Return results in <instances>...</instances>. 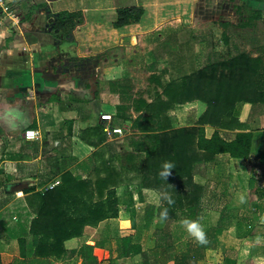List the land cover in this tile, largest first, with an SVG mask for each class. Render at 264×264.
<instances>
[{"label":"crops","instance_id":"obj_1","mask_svg":"<svg viewBox=\"0 0 264 264\" xmlns=\"http://www.w3.org/2000/svg\"><path fill=\"white\" fill-rule=\"evenodd\" d=\"M7 1L16 20L11 22L0 13V104H22L30 123L15 132L0 129V196L10 198L15 194L16 198H23L4 202L0 205V213L14 201L18 202L25 214L23 226L26 228L33 212L25 204L24 197L52 190L59 185L64 172L77 174L74 173L77 164L92 154H97L92 161L96 171L90 172L89 178H108L111 175L108 167L109 172L116 167L121 169V183L115 189L116 217L103 219L94 226H84L80 236L62 242L63 253L59 257L20 258L19 225L13 231L2 228L0 264H82L79 251L84 245L90 248L95 264H174L182 254L192 256L196 242L176 219L184 207L178 209L166 202L158 204L154 196L155 192L166 191L174 197L176 193L170 188L141 185L139 168L144 155L133 152L129 144L124 143L128 137L138 139L140 132L131 128V121L142 114L134 112L128 100L122 101L108 84H125L124 94L131 101L142 99L150 103L152 90L132 89V75L126 74L124 67L135 64V54L120 62L114 61L116 58L111 55L129 48L137 51L146 45L152 57L151 50L164 37L163 30L180 27L175 32L176 46L170 51L174 52L178 47V33L192 28L193 21L204 22L224 16L223 0ZM243 1L242 8L258 10L261 16L264 0ZM130 7L142 9L139 21L113 29L115 10ZM61 12H80L81 20L73 28L53 29L52 24ZM255 28L251 30L258 35ZM252 41V54L248 55L251 58L259 56L264 66V48L255 38ZM160 61L163 59L155 63L156 71L164 68L158 67ZM152 62L153 59L145 66ZM127 102L129 108L124 114L129 118L115 120L116 106L123 103L127 106ZM203 111L204 105L199 102L177 106L168 112L171 126H194ZM106 114L110 115V120L99 121V116ZM235 115L243 127L218 130L220 137L230 140L237 132H249L251 140L258 143L250 142L246 160L218 155L215 161L202 163L195 169L192 183L201 191L198 220L205 231L215 228L218 221L221 223L215 244L205 248L195 264H227L228 259L242 264L243 253V261L264 264V257L254 254V248L259 247L256 240L264 238V183L258 185L259 181L264 182V168L259 161L264 153V136H261L264 104L238 105ZM104 127H118L121 134L107 137ZM26 130L36 131L37 139L24 140L22 134ZM213 130L203 126L204 136L208 138ZM101 137L103 139L95 145L85 142L96 143ZM124 154L135 157L136 171H131L121 158ZM121 166L127 170L123 171ZM256 171L258 178L254 176ZM21 184L24 186L19 191H12L14 185ZM27 188L32 190L23 194L22 190ZM239 194L245 195L246 202L230 205V199L239 198ZM165 207L169 218L161 222L159 214ZM253 211L256 214L252 218ZM209 213L216 215L213 222ZM11 220L18 222L14 212ZM163 227L168 230L164 235L159 232ZM129 235L130 239L122 244L120 239ZM216 249L222 251L221 260L208 262L207 252ZM122 250L128 252L127 255L121 254ZM227 252L233 255L225 254Z\"/></svg>","mask_w":264,"mask_h":264},{"label":"trees","instance_id":"obj_2","mask_svg":"<svg viewBox=\"0 0 264 264\" xmlns=\"http://www.w3.org/2000/svg\"><path fill=\"white\" fill-rule=\"evenodd\" d=\"M240 13L239 9V21L236 26L240 29L255 28L256 22L261 18L257 11L247 10L246 15L242 17ZM115 14L111 27L118 29L137 23L143 11L140 7L118 8ZM80 20V12H61L52 28H73ZM227 26L228 23L220 24L221 41L224 44L228 41L224 32ZM173 37L164 36L161 41L155 43L151 50L153 62L145 67V71L149 73L147 82L152 85L150 103L142 99L131 101L124 94L127 87L123 83L114 82L108 86H111L114 93L119 94L122 101L126 98L134 112L142 114L131 121V128L140 132L138 139L128 137L124 140L133 152L144 155L139 168L140 184L154 188L163 187L165 190L170 188L175 192V197L172 196L175 203L172 206L178 209L184 207V211L176 215V219L181 222L184 219L197 220L199 216L197 204L201 191L200 187L192 183V175L200 164L211 163L218 155L241 160L248 157L251 142L249 132H237L232 139L225 140L220 137L218 130H240L243 127L235 115L238 105L264 104V66L259 56L251 58L247 53L236 50L233 55L216 59L215 51L210 49L205 54L199 52L194 55L193 59L204 57V62L194 70L176 78L164 79L165 75L170 74L169 70L165 67L156 71L155 63L170 53L168 49L165 50V43ZM172 43L176 44V39ZM158 44L161 49L157 48ZM191 102L204 105V111L194 126L173 128L168 112ZM129 103L127 106L124 103L116 106L115 120L125 121L129 118L124 114L129 108ZM203 126L214 128L208 138L204 136ZM261 136H264V128ZM102 139L98 138L96 143L85 142L95 145ZM96 155L92 154L79 162L74 172L77 174L64 172L60 176L59 185L52 190L24 197L25 204L32 209L33 218L26 228L22 225L18 227L17 245L20 258L59 257L63 253L62 242L80 236L84 226H94L103 219L116 217L118 200L115 189L121 183V169L112 167L109 172L108 167V173H111L108 178L90 179V172L96 171L92 162ZM121 158L127 162L131 171L137 170L135 157L124 154ZM165 161L174 163L175 168L164 181L158 173ZM259 161L260 166L264 168V153L259 156ZM102 168L105 170L103 166ZM121 168L123 171L127 170L124 166ZM30 190L32 189H24L22 193L27 194ZM255 214L253 211L251 217ZM218 222L215 228L205 231L209 241L207 245L196 243L192 256L182 254L174 264H186L188 261L195 264L205 248L213 247L221 228V223ZM159 232L164 235L168 230L163 227ZM130 236L122 237L121 243H126ZM122 251L121 254L127 255L128 252ZM79 254L82 264H95L89 247L81 246ZM227 264H234V261L228 259Z\"/></svg>","mask_w":264,"mask_h":264},{"label":"rangeland","instance_id":"obj_3","mask_svg":"<svg viewBox=\"0 0 264 264\" xmlns=\"http://www.w3.org/2000/svg\"><path fill=\"white\" fill-rule=\"evenodd\" d=\"M63 1H64L63 3H67L69 0H63ZM70 1H75V0H70ZM239 3H242V5L239 6ZM243 5H245L243 0H223L222 9L225 14L222 18L211 19L204 22H199V20L193 21L192 28H188L189 30L186 32L180 31L177 35V46H178L177 49L174 50V52H170L167 55H165L163 57V61L158 62L159 68L166 67L167 70H169L170 74L165 75L164 79L176 78L178 76H181L183 74H186L194 70L198 65H201L202 62H204L203 61L204 57L199 56L198 59H193L194 55L199 52H201V54L203 53L205 54L211 49L215 51L216 59H222V58H226L229 55H233L236 50L237 52L252 54L251 48L254 45L252 41L253 38L257 40V44L259 43V45H261V47L264 48V11L262 10L260 11L261 19L260 21L256 22L255 29L258 35H254L251 29L249 30L245 28L243 30L236 26V24L239 21V7H241L240 9H242V12L240 13L241 14L240 17L246 15L247 10H245V8H242ZM235 8L238 9L237 12H235ZM221 23H228L227 28L224 30L225 34L228 36V41L226 44H224L221 41V32H222V27H220ZM177 30L178 27L175 29L167 27L163 30L161 35L164 34V36L173 37V35ZM190 35L193 36L190 37ZM194 37L196 38L191 39ZM175 39H176V35L175 37L171 38L169 42L165 41L166 51L168 50L171 51L176 46L175 43L174 44L172 43L174 42ZM234 47L235 49H233ZM157 48L161 49L160 44L157 45ZM147 49L148 47H146V45H143L140 46L137 51L129 48L126 49L125 51H120L117 52L116 54L111 55L112 58H116L114 59V61L120 62L122 60L127 61L128 55L135 54L133 55L134 57L133 60L135 64L133 66L126 65L124 67L125 68L124 71L126 72V74L132 75L131 76V79L133 80L132 89H135L136 91L152 89L151 85L149 86L147 85L148 74L145 71L146 69L145 65L152 60V57L147 52ZM256 142H257L256 140L252 141V143H256ZM254 176L258 178L257 171L255 172ZM263 183H264L263 181H259L258 185H261ZM7 198H4V196H0V205L4 204V202L6 203L9 202V200L10 201L13 200V198H16V195L14 194L12 195V197L9 198L8 196ZM17 199H23V198H16V200ZM230 203H231L230 205L239 204L240 203L239 198H231ZM19 205L20 204L18 202L14 201L12 206H10L8 209L0 213V232L2 228L13 231L16 230L18 225L19 226L24 225L23 222L25 221V219H23V217L25 214L22 211V207H20ZM12 212L16 214L17 216L16 221L18 222H14L11 220ZM209 215L211 217V221L213 222V220L216 219V215L213 213L212 214L209 213ZM262 239L256 240L257 242L256 246L259 245V247L254 248V254L255 255H257L256 253H258V255L261 254L263 258L264 238ZM220 253H222L220 249L207 252L206 254L207 261L210 263L218 262L219 260H221ZM225 254H229V253L227 252ZM229 255H233V254L230 253ZM243 258H244V253H243V257L241 258L242 264H249L248 260L246 259L243 261Z\"/></svg>","mask_w":264,"mask_h":264},{"label":"clouds","instance_id":"obj_4","mask_svg":"<svg viewBox=\"0 0 264 264\" xmlns=\"http://www.w3.org/2000/svg\"><path fill=\"white\" fill-rule=\"evenodd\" d=\"M30 123L29 117L27 116V110L19 103H5L0 104V129H5L8 132H15L18 129L26 127ZM175 168V164L170 161H165L161 165V170L158 175L162 180H166ZM169 187H171L169 185ZM155 199L157 203L166 202L167 205L171 206L175 203L172 196L168 192H155ZM239 202L241 204L246 202L244 194L239 195ZM168 208L165 207L159 214V219L164 222L168 219ZM181 225L187 234L201 246L209 243L207 234L204 227L199 220L184 219L181 221Z\"/></svg>","mask_w":264,"mask_h":264},{"label":"built area","instance_id":"obj_5","mask_svg":"<svg viewBox=\"0 0 264 264\" xmlns=\"http://www.w3.org/2000/svg\"><path fill=\"white\" fill-rule=\"evenodd\" d=\"M0 13L3 14L4 16H6L11 22L16 20V16L11 11L7 0H0ZM109 120H110V115H108V114L99 116V121H101V122H104V121L106 122ZM103 133L107 137H110L111 135H120L121 129L118 127H113V128L104 127ZM22 138L26 141H33V140L37 139V132L32 131V130H26L23 132Z\"/></svg>","mask_w":264,"mask_h":264},{"label":"water","instance_id":"obj_6","mask_svg":"<svg viewBox=\"0 0 264 264\" xmlns=\"http://www.w3.org/2000/svg\"><path fill=\"white\" fill-rule=\"evenodd\" d=\"M50 2L51 1H55V0H49ZM24 185L23 184H21V185H14V187H12V191L13 192H15V191H19V188L20 187H23Z\"/></svg>","mask_w":264,"mask_h":264}]
</instances>
